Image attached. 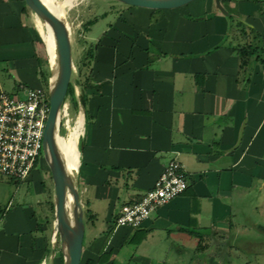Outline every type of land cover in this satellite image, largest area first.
<instances>
[{"label":"crops","instance_id":"1","mask_svg":"<svg viewBox=\"0 0 264 264\" xmlns=\"http://www.w3.org/2000/svg\"><path fill=\"white\" fill-rule=\"evenodd\" d=\"M221 2L228 14L216 0H203L196 15L105 10L100 20L113 18L99 35L92 33L99 19L86 28L91 6L84 10L79 48L73 43L80 80L74 88L78 101L87 96L85 108L78 102L75 109L85 118L80 195L94 232L86 234L83 259L100 256L111 226L106 251L114 255L107 264H127L140 250L158 264H245L225 260L227 250L243 247L225 242L262 239L264 0ZM32 13L25 0H0V71L14 78L19 94L22 84L46 86ZM247 48L248 57L241 52ZM173 159L184 165L188 189L142 227L117 226L122 207L150 191ZM31 176L39 186V171ZM255 197L262 201L247 202ZM1 211L0 264H65L64 246L47 242L42 210L24 201ZM141 232L140 242H129Z\"/></svg>","mask_w":264,"mask_h":264},{"label":"rangeland","instance_id":"2","mask_svg":"<svg viewBox=\"0 0 264 264\" xmlns=\"http://www.w3.org/2000/svg\"><path fill=\"white\" fill-rule=\"evenodd\" d=\"M116 2H119L117 0H76L74 3V6L70 9H68L67 14H66V20L68 18V23L71 25L73 33H72V40L73 43L76 45V47H78L79 41H80V36L82 34V18L85 17L84 10H87V6L90 5L91 6V10H89V14L92 17L93 20H97L99 19V23L96 24L93 29H92V33L95 35H99L100 32L105 28V25L107 23V19L110 20L113 18V16L110 13V16L106 19V20H100L99 14L102 11L105 10H113V12L116 14L117 12H119L121 9H125L124 7H129L127 6L125 3L119 2L118 4ZM202 2L203 0H196L193 1L187 5H184L176 10L178 11H182L188 15H196V14H200L201 10H202ZM116 3V4H115ZM217 3V2H216ZM32 18L34 20V24L35 26H37V14L36 13H32ZM98 17V18H97ZM38 28V27H37ZM38 52L40 54L41 60L43 62V66L46 69H49L51 72V65H52V58H51V54L48 50L47 47V42L45 40V38L42 36V33L40 32V30L38 29ZM79 48V47H78ZM77 48V49H78ZM79 50V49H78ZM77 57V55H76ZM2 65L0 64V70H1ZM79 64L75 63V77L79 76ZM52 75V73H51ZM51 77V76H50ZM53 79V76H52ZM75 84V82H73ZM15 86H16V82L14 80L13 77H11L8 73H4L2 71H0V92H6L9 93L11 95H18L19 93H17V91H15ZM2 87V88H1ZM22 93H20L21 95ZM25 95V93L23 94ZM66 103L69 105L70 107V116H64L62 113V117H61V122H60V130H59V134L62 136L67 137L70 133V131L72 130V128L77 124L78 120H79V114H76V109L72 104V100L71 97L69 96ZM82 108V107H80ZM84 115V114H83ZM68 119H71L68 123ZM85 127V124H84ZM84 136H85V128H84V133L80 136V141H79V149L81 152V157H82V151L84 149ZM35 170L39 171L40 173V179L39 182L40 185L38 186V184L36 183L35 180H32V176H30V178H28L27 180H23L20 182L14 181L12 178H9L7 176H2L0 175V221H4V214L2 213L1 209L4 211L5 209H7V206H9V210L10 209H15V208H21V206L23 205L24 201H29L32 202V204L34 205L35 209L38 210V212L40 210H42L43 212V221L48 224V232L46 234L47 235V242L48 244H52V241L55 242L57 244V248L59 247H63L64 244L61 241V237L60 234L57 229V225H56V209H55V185H54V179H53V174H52V170H51V166L48 162V160L45 157V154L43 156H41V158H39L37 166L35 168ZM74 181L76 182L79 190H80V175H79V171L78 173L73 176ZM39 188V189H38ZM40 190V191H39ZM70 194V192H69ZM71 195V194H70ZM82 200V204L84 207V212H85V220L87 223V220L90 221V219H88L87 216V211L89 210V204H85V201L81 198ZM93 201V200H92ZM262 201L261 197H255L254 199H249L247 200V202H257L260 203ZM39 202H43V204L41 206H38L37 203ZM119 202L116 201V205ZM92 206L93 208L95 207H101V202L100 201H96V202H92ZM106 206L105 205V210H106ZM73 208H74V199H73V205L71 208H69V212L71 217H73ZM248 205H245V208L242 210L250 212V208L248 209ZM72 213V214H71ZM107 218V217H106ZM3 219V220H2ZM109 220V219H108ZM105 218L104 216L102 218H100V223L101 225L96 226V228L99 230L101 227H103L104 223H105ZM110 221V220H109ZM55 224V226H54ZM57 232V233H56ZM90 232H94L93 230H91L89 224H86V234L89 235ZM263 236V235H262ZM225 243H229V244H236V245H243L245 246V243L242 241H236V240H227ZM234 247V246H233ZM230 248L229 250H227L230 253L229 257H225L226 259L231 260L232 263L236 262V261H241L243 260L246 261L245 264H264V255L263 256H255L254 250L252 249V251H248L245 248H242L241 250H237L236 248ZM130 247L129 245L126 246L124 249V255H126L125 259L130 260L131 256H129L130 254L128 253V250ZM134 253V252H133ZM141 253H143V250H140L137 252V256L134 259H131L129 262H127V264H147L149 261H153L154 264H158L159 263V259L158 257H144V255L142 256ZM259 253V252H258ZM260 254V253H259ZM206 259V258H205ZM87 260V258L83 259V261ZM193 264V263H192Z\"/></svg>","mask_w":264,"mask_h":264},{"label":"built area","instance_id":"3","mask_svg":"<svg viewBox=\"0 0 264 264\" xmlns=\"http://www.w3.org/2000/svg\"><path fill=\"white\" fill-rule=\"evenodd\" d=\"M20 91L25 95L0 92V175L16 181L30 178L44 155V137L51 111L49 85L22 84ZM69 110L66 103L63 115L69 117ZM188 187L184 165L177 159L171 160L150 191L140 200L122 207L116 225L142 227L154 211L183 194Z\"/></svg>","mask_w":264,"mask_h":264},{"label":"water","instance_id":"4","mask_svg":"<svg viewBox=\"0 0 264 264\" xmlns=\"http://www.w3.org/2000/svg\"><path fill=\"white\" fill-rule=\"evenodd\" d=\"M131 6H140L151 9H177L195 0H117ZM26 5L37 15L47 19L53 26L58 47V77L53 84L54 70L51 65L49 79L51 111L49 114L45 137L44 154L48 160L55 185L56 225L64 244L65 264H82L86 238V220L80 190L70 176L61 160L58 151L57 134L60 130L62 111L68 99L69 89L73 82L80 84L75 77V62L73 55V40L71 26L68 21L52 11L43 0H25ZM217 6L223 12L227 10L221 0H216ZM74 84V83H73ZM80 106L85 108L86 99L80 96ZM50 154V155H49ZM51 156V157H50ZM74 199L73 217H71L67 201L68 195ZM64 224L65 229L62 227Z\"/></svg>","mask_w":264,"mask_h":264},{"label":"bare ground","instance_id":"5","mask_svg":"<svg viewBox=\"0 0 264 264\" xmlns=\"http://www.w3.org/2000/svg\"><path fill=\"white\" fill-rule=\"evenodd\" d=\"M43 1L58 16L65 19L66 14L68 12L67 10L74 6L76 0H43ZM36 18H37V27L42 33V36L45 38L47 42L48 50L51 54L52 67L54 70V75H53V84H54L57 80L58 70H59L58 47H57L56 35L52 24L47 19L39 15H37ZM81 114L77 124L72 128V130L70 131L67 137L62 136L59 133L57 134L59 155L68 174L72 177L78 173L81 162V152L78 146H79L80 136L84 133V124H85L84 115ZM72 205H73V198L72 195L69 194L67 201L68 209L71 208ZM62 227L65 229L64 224H62Z\"/></svg>","mask_w":264,"mask_h":264},{"label":"trees","instance_id":"6","mask_svg":"<svg viewBox=\"0 0 264 264\" xmlns=\"http://www.w3.org/2000/svg\"><path fill=\"white\" fill-rule=\"evenodd\" d=\"M248 1H255V2H259V0H248ZM127 5V4H126ZM127 6H130L132 7L131 5H127ZM26 8L28 9V6L26 5ZM30 9V8H29ZM94 23V20L88 22L86 24V28L89 27V25L93 24ZM249 48L247 49H243L241 50L242 52V55L246 57H248L247 55L249 54V51H248ZM247 63L246 60H244V63ZM41 74H42V78H43V81L45 83L46 86L49 85V79H50V76H51V72L49 69H42L41 71ZM71 97V100H72V104L74 107H77L78 106V98L76 96V93H75V88H74V84L72 83L71 86H70V89H69V94H68V97ZM84 97L87 101V96L84 94ZM14 180V179H13ZM16 181V180H14ZM17 182H20V181H17ZM87 216H88V219H91L93 217V215L91 214V212L88 210L87 211ZM47 226V225H46ZM48 227V226H47ZM44 226L41 225L40 226V230L41 231H44ZM264 229V227H262ZM114 229H115V226H111L108 231H107V240L105 242V245L104 247L102 248V250L100 251V256L98 258H89L85 261H82V264H107L109 263L110 261H112V258H113V251H106V247L108 245V242H109V239L110 237L112 236L113 232H114ZM196 235H200V234H197L195 233ZM144 237V233H136L132 238L131 240L129 241L130 243H137V242H140ZM203 245V242L202 240L200 241V247ZM242 248H245L247 249L248 251H252V249L254 250V253H263L264 254V232H263V237L262 239H257V240H250L248 242L245 243V246H241L240 249ZM253 252V251H252ZM112 264H117V263H112Z\"/></svg>","mask_w":264,"mask_h":264}]
</instances>
